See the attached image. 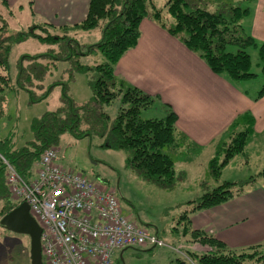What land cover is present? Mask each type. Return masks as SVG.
<instances>
[{"label": "trees", "instance_id": "16d2710c", "mask_svg": "<svg viewBox=\"0 0 264 264\" xmlns=\"http://www.w3.org/2000/svg\"><path fill=\"white\" fill-rule=\"evenodd\" d=\"M1 1L8 4L7 0ZM249 13L250 9L236 0H167L165 9H157L152 0H90L86 18L72 26L88 32L100 30L101 38L85 46L67 34L70 27H62V34L52 33L50 29L55 27L58 30V27L47 22L11 33L9 22L0 13V103L4 101L7 89L26 90L32 102L46 99L57 87L62 91V106L34 118V139L19 146L12 135L0 138V155L29 178L35 175L42 153L48 148H60L66 133L77 139L98 134L109 140L110 146L128 152V165L141 177L165 190H173L177 181L186 178L185 171L177 170V163L193 160L203 146L178 132V115L169 105L163 104L171 109L167 115L145 116L146 110L155 106L158 98L117 75L116 65L127 51L137 45L141 36L140 24L149 18L198 53L217 74L234 81L253 79L258 74L253 70L249 48L258 50L264 71V42L257 45L254 38L246 33L243 20ZM36 28L43 29L46 34H37ZM29 37H37L50 48L41 54L25 55L19 63L17 82L13 85L9 71L11 49ZM97 52L103 55L102 62L95 65L81 62L80 56ZM67 60L71 63V71L93 70L96 74L90 81L92 98L85 104H78L69 94L67 81L72 79V74L66 81L54 79L44 89L45 80L55 77L58 63ZM37 90H41L40 94ZM263 96L264 83L256 99ZM254 125L251 112L240 114L231 124L228 133L233 135V139L223 159L217 155L209 162V172L215 180L220 179L224 166L236 155L244 153L255 132ZM219 150L217 148V153ZM1 156L0 206L5 215L18 202L7 185L6 165ZM254 178L226 181L188 202L189 208L172 228V233L181 237L183 244L188 246L185 248L188 257L173 252L168 264H192L190 259L195 264H244L246 261H250L248 264H264V250H258L264 247V243L241 251L234 250L208 231L193 228L189 216L191 212L220 205L241 194ZM194 243L209 246L210 250L190 249ZM253 260L256 262L252 263Z\"/></svg>", "mask_w": 264, "mask_h": 264}, {"label": "crops", "instance_id": "0c3cea01", "mask_svg": "<svg viewBox=\"0 0 264 264\" xmlns=\"http://www.w3.org/2000/svg\"><path fill=\"white\" fill-rule=\"evenodd\" d=\"M236 1L250 9L249 15L243 20L246 33L254 38L257 45L263 43L264 0ZM23 2L29 3L33 20L38 16L53 26L69 27L86 18L90 0H7L10 6L18 4L20 9L24 8ZM140 30L137 45L117 63V75L156 96L162 104L169 105L178 115V132L203 146L201 152L216 144L240 114L251 112L255 119V132L250 141L255 143L252 148L254 152L260 153L264 148V96L256 99L260 89L251 91L247 80L234 81L226 75L217 74L198 53L190 50L178 37L153 19L142 20ZM154 107L160 109L162 114L147 117L164 116V109L157 103ZM216 153L217 149H214L213 158ZM229 164L223 167L221 176ZM263 168L264 165L256 174L250 171L249 176L243 175L240 180H224L247 181L255 174V178L241 194L220 205L191 212L189 216L192 227L208 231L237 251L264 243ZM4 230L9 231L6 228ZM2 233L0 231V235ZM5 233L4 239L8 238ZM25 236L17 260L16 243L12 239L11 243L4 245L8 253L0 264H32L30 238ZM175 236L174 245L185 243L181 237L177 236L176 239Z\"/></svg>", "mask_w": 264, "mask_h": 264}, {"label": "rangeland", "instance_id": "374dc122", "mask_svg": "<svg viewBox=\"0 0 264 264\" xmlns=\"http://www.w3.org/2000/svg\"><path fill=\"white\" fill-rule=\"evenodd\" d=\"M26 1V0H21ZM156 4L157 9H165L167 0H152ZM24 4V2H23ZM0 13L10 23V32H17L27 30L30 26L38 24H45V19L36 20L32 18V11L29 3L24 4V8L20 9L18 4L10 6L0 0ZM169 18V17H168ZM247 20V19H246ZM67 29V34H70L80 44H90L97 42L101 38L99 29L88 32L82 28L74 29L72 25ZM58 27L50 29V32L56 31L60 34L64 33ZM37 34L45 35L46 31L36 28ZM86 45V46H87ZM50 48V45L41 43L37 37H29L25 42L15 44L10 53V76L12 84L15 85L19 74V63L23 60L25 55L41 54ZM86 48L83 47V50ZM249 51L252 55L253 70L258 74L249 82V89L254 91L261 89L264 83L263 65L258 58V50L250 47ZM81 62L95 65L102 62L103 55L99 52L88 56H80ZM71 63L61 61L55 71V77L52 79L48 77L45 80V87L55 79H64L65 81L72 79L69 82V94L78 104H85L92 98V88L90 81L95 79L96 74L93 70L81 72L71 71ZM43 91V90H42ZM40 94L41 90H37ZM62 91L61 88H55L51 94L44 100L32 102L30 94L26 90L16 89L8 90L4 93V101L0 103V138L9 137L12 135L19 146L25 145L27 142L34 139L32 131V122L35 117H40L44 113L56 110L62 106ZM158 106L165 110L167 115L171 109L163 105L160 101ZM155 105V104H154ZM156 108V109H155ZM161 115L162 112L157 107H152L146 110L145 116ZM231 127V125H230ZM229 127V128H230ZM228 130L223 134L219 141L208 147L199 154H195L196 158L192 162H178L177 170H184L187 172V177H183L177 181L173 190H165L157 186L154 182L141 177V175L127 163L128 152L109 145L110 141L101 137L98 134L77 139L66 133L59 151L61 153V161L69 167L82 171L85 175L98 180L99 183L106 186L108 190H115L120 201L123 212L132 221L139 226L146 228L151 233L159 232L167 243L175 244L174 236L172 235V228L176 226L177 220L189 208L187 201L195 200L200 197L206 190L212 189L220 185L224 180H240V178L248 174L259 171L264 165V148L260 153L254 152L252 149L255 143L249 141L246 147V153L237 155L232 159L230 164L226 167L224 174L217 182L209 172V161L213 158L214 149L218 148L216 156H220L221 160L225 155V150L231 145L233 135H230ZM240 126H238V129ZM109 142V143H108ZM222 152V155L221 153ZM213 155V156H212ZM246 163V164H243ZM183 163V166L182 164ZM248 163V165H247ZM264 170V168L262 169ZM254 174V175H255ZM251 175L250 177H254ZM238 182V181H237ZM186 202V203H185ZM185 214V213H184ZM4 215L0 207V220ZM0 262L5 259L7 250L4 245L16 243V260L21 250L23 239L26 238L24 234L13 233L12 231L4 230L0 224ZM7 234L8 238H5ZM16 237V240H14ZM178 239L177 236H175ZM264 250V247L258 249ZM5 251V253H3ZM251 251V250H250ZM173 252L168 247H131L126 248L123 257L120 259V252L114 256L115 264H168ZM124 261V262H123ZM250 261L244 262L248 264ZM256 262L255 260L252 261ZM195 263V262H194ZM197 264V263H196Z\"/></svg>", "mask_w": 264, "mask_h": 264}, {"label": "built area", "instance_id": "2783aa9c", "mask_svg": "<svg viewBox=\"0 0 264 264\" xmlns=\"http://www.w3.org/2000/svg\"><path fill=\"white\" fill-rule=\"evenodd\" d=\"M1 157L12 197L27 202L42 227L44 264H115V254L131 247H168L188 257L185 244H169L127 217L115 190L64 164L59 148L46 149L29 178Z\"/></svg>", "mask_w": 264, "mask_h": 264}, {"label": "water", "instance_id": "95a60500", "mask_svg": "<svg viewBox=\"0 0 264 264\" xmlns=\"http://www.w3.org/2000/svg\"><path fill=\"white\" fill-rule=\"evenodd\" d=\"M0 224L9 231L29 236L32 264H44L41 242L42 227L31 214L30 206L27 202H21L6 213L0 220ZM125 250L121 251V258Z\"/></svg>", "mask_w": 264, "mask_h": 264}]
</instances>
